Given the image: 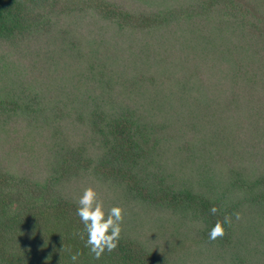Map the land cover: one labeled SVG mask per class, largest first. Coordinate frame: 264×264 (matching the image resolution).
Here are the masks:
<instances>
[{
  "label": "trees",
  "instance_id": "obj_1",
  "mask_svg": "<svg viewBox=\"0 0 264 264\" xmlns=\"http://www.w3.org/2000/svg\"><path fill=\"white\" fill-rule=\"evenodd\" d=\"M0 54V264H264V6L0 0ZM89 185L125 209L98 259Z\"/></svg>",
  "mask_w": 264,
  "mask_h": 264
},
{
  "label": "clouds",
  "instance_id": "obj_2",
  "mask_svg": "<svg viewBox=\"0 0 264 264\" xmlns=\"http://www.w3.org/2000/svg\"><path fill=\"white\" fill-rule=\"evenodd\" d=\"M212 214L218 211L213 205L210 210ZM76 215L83 223V230L87 234L85 246L99 258L105 251L111 252L117 248L123 230L125 209L121 205L107 207L95 186L85 187L77 199ZM233 215L236 220L240 219V213L225 215L223 220H217L208 231V238L215 240L226 233V226H231ZM81 235V239H83ZM80 252H74L70 259L78 261Z\"/></svg>",
  "mask_w": 264,
  "mask_h": 264
},
{
  "label": "rangeland",
  "instance_id": "obj_3",
  "mask_svg": "<svg viewBox=\"0 0 264 264\" xmlns=\"http://www.w3.org/2000/svg\"><path fill=\"white\" fill-rule=\"evenodd\" d=\"M146 1H149V0H146ZM150 1H152V2H159V0H150ZM251 2H253V4L254 5H257V6H260V7H262L263 8V6H264V0H250ZM263 5V6H262ZM0 56H2V54H0ZM2 65H7V64H5L4 63V61H2L1 60V57H0V68H1V66ZM5 68V67H4ZM0 74H1V72H0ZM5 84H7V81L5 80V79H2V77H0V92H4L5 90H4V88H5ZM15 148H16V146H14ZM15 157H17V158H19L20 160H22L24 163H26L27 165L29 164V159H27L28 157L26 156V155H24L23 156V158L20 156V157H18V156H15ZM16 158V159H17ZM171 226H168L166 229H163V230H161L160 232L162 233V234H164L165 233V235L167 236L168 235V231H170L172 228H170ZM188 231V234H190V232H189V229H186V230H183V229H181V230H179L177 233L175 232V234H174V236H173V240L174 241H176V242H181L180 240L183 238V237H185L184 236V234L186 233ZM184 259L185 260H188V259H190V257L188 258V257H184Z\"/></svg>",
  "mask_w": 264,
  "mask_h": 264
}]
</instances>
